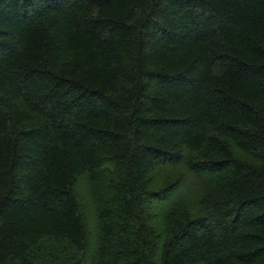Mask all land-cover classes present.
Segmentation results:
<instances>
[{
  "label": "trees",
  "instance_id": "16d2710c",
  "mask_svg": "<svg viewBox=\"0 0 264 264\" xmlns=\"http://www.w3.org/2000/svg\"><path fill=\"white\" fill-rule=\"evenodd\" d=\"M0 264H264V0H0Z\"/></svg>",
  "mask_w": 264,
  "mask_h": 264
}]
</instances>
